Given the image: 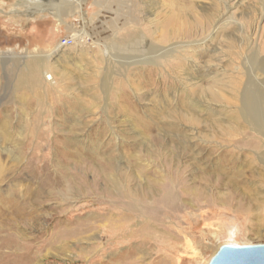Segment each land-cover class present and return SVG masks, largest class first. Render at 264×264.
Returning a JSON list of instances; mask_svg holds the SVG:
<instances>
[{
  "label": "rangeland",
  "instance_id": "374dc122",
  "mask_svg": "<svg viewBox=\"0 0 264 264\" xmlns=\"http://www.w3.org/2000/svg\"><path fill=\"white\" fill-rule=\"evenodd\" d=\"M60 1L0 0V221L26 208L0 225V264H208L264 243V108L243 107L264 85V0ZM126 186L141 203L122 222Z\"/></svg>",
  "mask_w": 264,
  "mask_h": 264
},
{
  "label": "bare ground",
  "instance_id": "6f19581e",
  "mask_svg": "<svg viewBox=\"0 0 264 264\" xmlns=\"http://www.w3.org/2000/svg\"><path fill=\"white\" fill-rule=\"evenodd\" d=\"M61 2V3H60ZM59 3L61 4L60 6H70V5H75V4H79V3H81L82 2V0H61ZM150 49V51L152 52V54H155L156 53V49L154 48V47H150L149 48ZM260 68H262L263 70H264V60H260V63H259V65H258ZM43 70V72L46 74L45 75V78H48V80H51V75L49 74V72H47V70L46 69H42ZM38 71V69H35V68H33V69H30L27 73H25V75H21V81H23L24 83H26V82H33V80H34V78H35V75H36V72ZM24 74V73H23ZM238 86V85H237ZM244 91V98H245V100H246V103H245V105L243 106L244 108H246V109H249L250 108V110H251V113L249 112V111H247L246 112V114L248 115V116H252L251 114H253L252 113V110L253 111H255L254 112V114H258V111L259 110H261V109H263L264 108V106L263 105H261V101H263L264 100V85H260V84H258L255 80H254V78L252 77L250 80H249V84L247 85V89H243ZM262 111V110H261ZM244 115H245V113H244ZM76 139V138H75ZM81 142V139H76V142L75 143H73V146H74V148H75V151H74V153H73V156H76V157H80L81 156V153H79V151H82L81 149H79L80 148V145H79V143ZM94 143V142H93ZM99 144V143H98ZM96 145V144H95ZM94 146V145H93ZM100 146V145H99ZM99 150V149H98ZM97 150V151H98ZM93 151V150H92ZM100 152V151H99ZM93 153V152H92ZM96 153V152H95ZM175 154V153H174ZM179 157V156H178ZM93 158H94V156H93ZM83 160V159H82ZM92 161V160H91ZM110 161V160H109ZM81 162V161H80ZM176 162V161H175ZM78 163V162H77ZM76 163V164H77ZM87 163V162H86ZM112 163V162H111ZM93 164V163H92ZM108 164V163H107ZM84 166V165H83ZM95 166V165H94ZM98 166V165H97ZM109 166H111V165H109ZM118 166H120V165H118ZM1 167V169H0V176H2V175H5L6 173H7V171H12V169H13V166H11V167H8V166H5V165H3V166H0ZM89 167V166H88ZM111 167H113V166H111ZM199 168V167H198ZM99 169V168H98ZM113 169V168H112ZM120 169V168H119ZM141 168H139V170H140ZM79 170H80V168H79ZM117 170V169H116ZM83 171V170H82ZM108 171V170H107ZM115 171V170H114ZM118 171V170H117ZM141 171V170H140ZM93 172H94V170H93ZM125 172V171H124ZM105 173L106 174H104V175H106V177L105 178H107V179H111L112 180V178L114 179L115 177V174L116 173H111V172H106L105 171ZM120 173V172H119ZM119 173H117V174H119ZM83 174V173H82ZM86 174V173H85ZM117 174H116V176H117ZM120 174H122V172L120 173ZM140 174V173H139ZM139 174H137V175H139ZM87 175V174H86ZM98 175V174H97ZM69 176V175H68ZM85 176V175H84ZM136 176V175H135ZM124 177V176H123ZM67 178V177H66ZM73 178V177H72ZM85 178V177H84ZM117 178V177H116ZM120 179V178H119ZM85 180V179H84ZM115 180V179H114ZM113 180V181H114ZM116 180H118V179H116ZM124 180V179H123ZM126 180V179H125ZM124 180V181H125ZM208 180V179H207ZM209 180H210V178H209ZM67 181V182H66ZM76 181V180H75ZM77 181H81V180H77ZM65 184H64V182H62L61 181V183L62 184H60L59 185V187L61 188V190L62 191H72L73 189H76L77 187H78V185H77V182H70V181H68V179L67 180H65ZM116 182V181H115ZM147 182V181H146ZM145 182V183H146ZM171 183H174V180L173 179H171V181H170ZM84 184L86 183L85 181L83 182ZM83 183H81V184H83ZM118 183V182H117ZM143 183V182H142ZM88 184H89V182H88ZM94 184V183H93ZM144 184V183H143ZM42 185V184H41ZM147 185H148V183H147ZM89 186V185H88ZM95 186V185H94ZM137 186V185H136ZM142 186V185H141ZM163 186H165V188L162 190V193H161V197L158 199V201L160 202V204L162 205V206H168V205H170V204H173V203H175V202H178V199L176 198V196L174 195V193L172 192V191H169L168 189H169V186L168 185H163ZM33 187V186H32ZM49 187H51V188H45V189H49L52 193H54V192H57V191H59L58 190V188L59 187H54V186H49ZM148 187V186H147ZM157 187H158V182H152V183H150V186H149V193L148 194H150L151 196L155 193V191H157ZM87 188V187H86ZM91 188V187H90ZM79 188H77L76 189V191L78 190ZM136 188H134V190H135ZM95 190V189H94ZM201 190V189H200ZM41 191V190H40ZM82 192V191H81ZM86 192V191H85ZM135 192V191H134ZM137 192H138V190H137ZM136 192V193H137ZM143 192V191H142ZM202 192V191H201ZM46 193V192H45ZM76 193V192H75ZM83 193V192H82ZM139 193V192H138ZM206 193V192H205ZM29 194V193H28ZM132 193H131V191L127 188V186H126V188H125V191H124V195H123V200L119 203L120 204V206L123 208L124 207V209L125 210H123V213H121L120 215H118L117 217H118V220H121L122 222H123V220H130L131 218H133L134 217V214H135V211H138L139 212V208H140V203H141V198H136V196H132L131 195ZM134 194V193H133ZM145 194H146V192H145ZM33 195V194H32ZM65 195V194H64ZM138 195H140V193L138 194ZM201 195H204V194H202L201 193ZM143 196V199L145 198V196L144 195H142ZM206 196V195H205ZM32 197V196H31ZM37 197V196H36ZM63 197V196H62ZM125 197L128 199V201H125L126 199H125ZM198 198V197H197ZM21 199V198H20ZM19 199V200H20ZM33 199V198H32ZM119 199V198H118ZM37 201V200H36ZM18 202V201H17ZM29 202V201H28ZM32 202V201H31ZM39 202V201H38ZM19 204H20V206H17L16 208H18L17 210H18V213L17 214H12L9 218H7L6 220H4V221H0V225H1V228H4V227H8V226H11V225H13L14 223H19V219L21 218L22 219V217H21V215H22V212H25L24 211V203L20 200L19 202H18ZM17 203V204H18ZM40 203V202H39ZM123 203V204H122ZM16 204V205H17ZM18 204V205H19ZM37 204V203H36ZM14 206V205H13ZM31 207H32V205H30ZM34 206V205H33ZM107 206V205H106ZM117 206H119V205H117ZM85 207V206H84ZM26 209V208H25ZM144 209V208H143ZM152 209H156V207H154V206H152V208H151V211H152ZM16 210V209H15ZM115 210V209H114ZM110 211V210H109ZM128 212V213H126V212ZM28 212H30L29 210H28ZM20 213V214H19ZM142 213H144L143 212V210H142ZM25 214V213H24ZM35 215V214H34ZM94 215V214H93ZM92 215V216H93ZM86 216H89V215H86ZM91 216V217H92ZM100 216H102V215H100ZM112 216V215H111ZM115 217V216H114ZM95 218H97V217H95ZM27 219V218H26ZM30 219V218H29ZM28 219V220H29ZM90 219V218H89ZM108 219L110 220L111 219V217L109 216L108 217ZM23 220V219H22ZM34 220V219H33ZM114 220V219H113ZM111 221V220H110ZM25 222V221H24ZM34 222V221H33ZM83 222V221H82ZM30 223V222H29ZM117 223V222H116ZM85 224V223H84ZM88 224H89V222H88ZM74 227V226H73ZM84 227V226H83ZM68 228V227H67ZM88 228H90V226H87L86 228H81V227H77V228H74V229H72V230H70V229H64L63 231L64 232H62L63 234H61V235H59V236H56L55 235V237L53 238V240H52V245H53V243L55 242V241H61V243H64V240H65V238H66V235L68 234L69 236H71V237H73V238H79L80 237V235L81 234H83V231H84V233H85V231H87L88 230ZM61 231V230H60ZM9 232V231H8ZM14 232V231H13ZM59 234V233H58ZM57 234V235H58ZM67 235V236H68ZM90 238V237H89ZM74 240V239H73ZM105 246V245H104ZM82 249V248H81ZM105 250V249H104ZM136 250L137 251H141V249H140V247H137L136 248ZM65 252V251H64ZM85 252V251H84ZM143 252V251H142ZM87 253V252H86ZM119 254V253H118ZM118 254H116L115 256H119ZM130 254V253H129ZM140 254V253H139ZM95 255V254H94ZM99 255V254H98ZM140 257V256H139ZM110 264H113V263H110ZM114 264H123V263H119V262H115L114 261Z\"/></svg>",
  "mask_w": 264,
  "mask_h": 264
},
{
  "label": "water",
  "instance_id": "95a60500",
  "mask_svg": "<svg viewBox=\"0 0 264 264\" xmlns=\"http://www.w3.org/2000/svg\"><path fill=\"white\" fill-rule=\"evenodd\" d=\"M208 264H264V243L224 244Z\"/></svg>",
  "mask_w": 264,
  "mask_h": 264
},
{
  "label": "built area",
  "instance_id": "2783aa9c",
  "mask_svg": "<svg viewBox=\"0 0 264 264\" xmlns=\"http://www.w3.org/2000/svg\"><path fill=\"white\" fill-rule=\"evenodd\" d=\"M76 40L77 38L75 35H66L60 40L59 47L72 46L76 43Z\"/></svg>",
  "mask_w": 264,
  "mask_h": 264
},
{
  "label": "crops",
  "instance_id": "0c3cea01",
  "mask_svg": "<svg viewBox=\"0 0 264 264\" xmlns=\"http://www.w3.org/2000/svg\"><path fill=\"white\" fill-rule=\"evenodd\" d=\"M66 7H67V6H66ZM69 7H72V5H70ZM23 8H24V7H23ZM23 8H21V9H22V11H24V9H25V8H24V9H23ZM68 35H69V34H68Z\"/></svg>",
  "mask_w": 264,
  "mask_h": 264
}]
</instances>
